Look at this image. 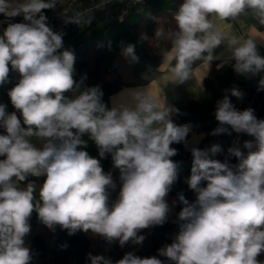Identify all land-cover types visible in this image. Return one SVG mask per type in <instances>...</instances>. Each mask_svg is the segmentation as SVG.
Returning <instances> with one entry per match:
<instances>
[{
	"label": "clouds",
	"instance_id": "9594fccd",
	"mask_svg": "<svg viewBox=\"0 0 264 264\" xmlns=\"http://www.w3.org/2000/svg\"><path fill=\"white\" fill-rule=\"evenodd\" d=\"M58 2L0 0L5 18L0 25H6L0 32V86L11 73L20 76L8 91L15 111L0 104V264H32L25 238L34 212L53 232L59 226L69 235L90 231L121 247L142 244L141 230L168 221L166 197L179 168L172 145L187 146L193 129L174 121L180 110L150 85L124 89L111 98V107L100 85L81 87L86 77L75 79L76 56L64 48L63 33L53 30L45 14ZM245 15L264 26V0H182L173 13L175 27L154 31L170 43L156 71L181 85L220 61L218 69L230 65L239 76H259L257 90H264V38L229 34L217 26ZM16 17L22 22H14ZM63 18L82 23L79 15ZM139 40L149 42V36L141 32ZM121 54L129 63L139 62L134 44L123 46ZM243 95L235 86L224 90L215 105L218 126L209 135L235 132L253 139L235 142L223 160L216 158L223 151L218 143L190 149L186 183L195 200L178 194V232L158 249L165 259L129 252L115 264H264L259 259L264 254V119L252 108L234 106L231 97ZM89 140L99 158L86 151ZM109 156L112 169L105 171L101 160ZM113 171L121 184L115 200L110 197L116 188ZM88 260L114 264L91 253Z\"/></svg>",
	"mask_w": 264,
	"mask_h": 264
},
{
	"label": "trees",
	"instance_id": "16d2710c",
	"mask_svg": "<svg viewBox=\"0 0 264 264\" xmlns=\"http://www.w3.org/2000/svg\"><path fill=\"white\" fill-rule=\"evenodd\" d=\"M171 2L172 4L169 8H157L153 11L147 12L150 3L149 1L145 10L141 12L143 13L142 17L132 26L134 36L153 68H156L162 60L161 54L170 47L169 41L162 38L157 39L154 36V31L157 28H163L167 31L169 28L175 27L173 13L177 10L179 4L182 3V0H171ZM87 22L88 21L83 22L67 33L73 34L74 32L75 34L82 29L80 31V39L72 45L75 46L76 44H81V48L75 54V70L79 75L78 81H80L82 77H86L83 81V86L91 87L100 85L104 94H110L123 87L124 82L121 78H115L112 80L106 79V75L110 71V66L114 60V51L107 40H99L83 47L81 39L87 33L88 29L91 26H94L91 21L89 22L90 26L87 27L85 25ZM141 32L146 33L149 36V42H140L139 36ZM63 42L65 45V35L63 36ZM236 77L237 74L230 65H227L223 70L219 71L212 67L208 76L205 78V85L215 95V84L225 87ZM14 86L7 88L0 87V104L7 105V110L9 112L15 111L8 97V91ZM200 107V105L191 102L182 110H198ZM17 114L19 115V113ZM176 118L177 117L173 119L175 120ZM259 119H264V116H261ZM0 132H2V130H0ZM252 139L253 137L249 138L248 135L242 134L239 143L242 145L243 141ZM172 146L178 150V154L172 158L173 160L192 161L191 151H184L180 144H174ZM235 162L234 159L232 163ZM111 169L112 163H108L104 167L105 171ZM190 175L191 168L189 167L178 171V179L172 185L171 191L166 197L168 200L172 199L175 201L173 205L169 204L171 212L168 221L162 226H154L141 230L139 234L143 235L145 239L140 245L129 242L121 247L118 241L109 243L103 237L94 235L90 231L87 233L78 231L74 235H69L67 230L61 229L59 226H57L53 232L39 221L37 214L34 212L30 219L31 232L25 238L26 244L29 246L32 253V264H37L38 259L45 260V264H90V261L88 260L89 253L94 256L103 255L111 258L114 264L115 261L122 259L123 256L129 252L142 258L157 256L164 260V257H159L158 249L171 243L173 236L178 232V225L174 222L177 213L182 208V205L178 200V194L183 193L185 198L190 202L194 201L186 183L187 178ZM113 179L116 183V188L115 190H110V197L112 200H115L121 187L118 172L113 171ZM62 245H67V247L62 248ZM259 259L264 260V254H262ZM166 264H168L167 261Z\"/></svg>",
	"mask_w": 264,
	"mask_h": 264
},
{
	"label": "crops",
	"instance_id": "0c3cea01",
	"mask_svg": "<svg viewBox=\"0 0 264 264\" xmlns=\"http://www.w3.org/2000/svg\"><path fill=\"white\" fill-rule=\"evenodd\" d=\"M72 1L79 2L84 0ZM171 4V0H150L147 12L153 11L157 8H169L171 7ZM46 11L47 10H45V12ZM142 14L143 13L139 14L132 12L126 19L111 25L106 30H101L96 26H91L88 29L87 33L83 36V38L86 36H91L92 40L90 41V44L99 40H107L114 51L113 63L115 64V67L107 73L106 79L112 80L115 78H121L124 82V86L115 92L104 94L103 100L109 105V107H111V98L117 97L118 94L121 93L124 89L144 88L150 85L154 94L162 95L164 93L168 103L177 107L180 110V113L183 111L182 109L191 102H194L201 106L200 109H198L199 111L209 112L215 110L216 101L223 97L225 89H229L233 86L240 88L241 86L248 83L249 78L237 75V77L225 87H221L215 84L216 94L214 95L213 92L206 87L205 78L208 76L209 71L212 67L215 70L219 71L223 70L227 66L226 65L223 68L218 69L217 64H219L220 61H213L208 72L206 71V69L197 70V72L194 74L193 80H190L184 84L175 85L169 83L170 76L168 73L156 71V69L160 66L162 60L156 68H153L144 55L132 31V26L139 21V19L142 17ZM18 18L19 17L14 18V21ZM4 19V16L0 14V20ZM85 25L87 27L90 26L89 22L85 23ZM217 26L221 31L229 34H235L237 36H243L245 38L249 36L264 38V26L256 24V22L250 15L242 16L238 21H217ZM2 28L3 25H0V32H2ZM80 31H78L77 33H80ZM71 35H74V32ZM127 44L135 45V51L137 56L139 57V62L129 63L128 60H126L122 56V47L126 46ZM260 52L262 55H264V47L260 48ZM202 78V85H200V80ZM81 87L86 86L82 85ZM232 98L233 97H231V99ZM175 117H178V115L174 116L173 118ZM201 134L203 133L192 130L188 137L187 146H185L184 144H180L181 148L184 151H190L192 147H198L200 149L209 148L212 145V138L205 134ZM84 139L87 140V136H85ZM86 151H88L89 154L93 157L98 156V149L94 142H92L91 140L88 141V147ZM176 162L179 163L178 170L187 167L191 168L192 165V161ZM168 203L170 205H173L175 201L169 199Z\"/></svg>",
	"mask_w": 264,
	"mask_h": 264
},
{
	"label": "built area",
	"instance_id": "2783aa9c",
	"mask_svg": "<svg viewBox=\"0 0 264 264\" xmlns=\"http://www.w3.org/2000/svg\"><path fill=\"white\" fill-rule=\"evenodd\" d=\"M150 0H107L103 6L102 0H84L74 2L72 0H59L58 7L55 10H47L45 14L48 17L49 25L55 32L63 33L66 35L69 31H72L76 26L75 23H65L63 16L74 17L79 15L82 17V23L85 21L93 22L94 26L106 30L111 25L123 21L132 12L141 13L145 10ZM23 18L19 17L14 22H22ZM81 23V24H82ZM6 25H3V28ZM2 28V30H3ZM81 48V44L69 47L74 54ZM115 67L112 63L110 70ZM259 76L249 78L247 84L241 86L239 89L243 92V98L237 99L233 97L232 103L238 110H245L252 108L254 114L259 119L264 116V90L258 89ZM20 76L17 73H11L9 82L0 87H11L19 82ZM75 79L78 81L79 75L75 70ZM71 95V93H69ZM215 110L204 112L199 110H187L182 111L178 117L174 120L177 124H191L194 131L201 132L212 138L213 144H220L222 152L218 153L216 158L223 160L225 158L227 149L232 146L235 142H240L241 135L232 132L231 135L220 134L217 136L209 135V133L218 126V122L214 115ZM251 136H249L250 138ZM96 158H99L97 156ZM234 158H231L233 162ZM103 167L111 162V157L101 160ZM190 194L195 200V194L190 190Z\"/></svg>",
	"mask_w": 264,
	"mask_h": 264
},
{
	"label": "rangeland",
	"instance_id": "374dc122",
	"mask_svg": "<svg viewBox=\"0 0 264 264\" xmlns=\"http://www.w3.org/2000/svg\"><path fill=\"white\" fill-rule=\"evenodd\" d=\"M163 1H166V0H163ZM65 36H66V42H65L64 48L65 49H69V47L74 45L76 43V41L78 39H80L81 34L80 33H75L74 35L66 34ZM91 40H92L91 36L90 37L86 36V37L82 38L81 41H82V43L84 45L83 47H85L88 44H90ZM179 170H181V169H179ZM167 201H169V200L167 199ZM45 263H46V261L43 260V259H38V261H37V264H45Z\"/></svg>",
	"mask_w": 264,
	"mask_h": 264
}]
</instances>
